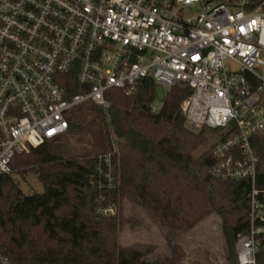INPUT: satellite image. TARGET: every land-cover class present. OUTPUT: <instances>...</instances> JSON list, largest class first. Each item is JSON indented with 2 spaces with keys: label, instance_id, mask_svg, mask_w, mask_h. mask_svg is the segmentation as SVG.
Instances as JSON below:
<instances>
[{
  "label": "built area",
  "instance_id": "1",
  "mask_svg": "<svg viewBox=\"0 0 264 264\" xmlns=\"http://www.w3.org/2000/svg\"><path fill=\"white\" fill-rule=\"evenodd\" d=\"M146 77L156 96L158 86L189 88L181 111L192 130H223L209 172L249 181L250 226L236 250L238 264H255L264 0H0V175L14 156L64 135L72 110L91 102L106 112L110 89L130 94ZM99 160L100 187L110 189V154ZM98 212L114 215L115 204ZM0 264H11L1 251Z\"/></svg>",
  "mask_w": 264,
  "mask_h": 264
},
{
  "label": "trees",
  "instance_id": "2",
  "mask_svg": "<svg viewBox=\"0 0 264 264\" xmlns=\"http://www.w3.org/2000/svg\"><path fill=\"white\" fill-rule=\"evenodd\" d=\"M189 93L187 87H171L154 112L155 82L146 77L130 94L110 89L106 112L91 102L76 108L98 109L106 120L108 149L102 147L103 154H110V189L100 187L107 179L99 167L104 173L107 167L99 154L63 157L52 140L14 156L13 171L21 176L35 173L43 188L24 193L13 171L0 175V251L11 264H181L176 244L169 255L153 259L152 246L117 244L118 231L133 220L123 214L125 200L166 227L167 237L216 213L227 258L238 264L237 237L250 226V183L210 174L213 145L198 152L206 143L204 131L192 130L181 111ZM252 144L259 157L256 185L263 187L264 132ZM111 203L121 205L115 215L96 212ZM257 225L263 230L256 235L255 264H264V221Z\"/></svg>",
  "mask_w": 264,
  "mask_h": 264
},
{
  "label": "rangeland",
  "instance_id": "3",
  "mask_svg": "<svg viewBox=\"0 0 264 264\" xmlns=\"http://www.w3.org/2000/svg\"><path fill=\"white\" fill-rule=\"evenodd\" d=\"M165 92H167V88L157 87V96L152 104L154 112L159 110ZM72 114H75L72 120L74 126L68 128L66 133L54 142L60 154L63 157L102 155L105 151L102 146L107 147L108 136L106 134V120L102 118L100 111L98 109H74L70 112V115ZM202 129L206 143L198 152L212 146L215 140L223 134L222 129L208 127ZM12 176L19 184L22 192L42 191V184L35 173L31 172L26 176H21L14 170ZM114 204L116 214L121 205L119 203ZM107 207L109 205L105 206V208ZM122 210L124 215L132 217L133 220L118 231L117 244L121 247L140 244L152 246L154 252L150 258L153 259L157 255H169L171 246L176 244L181 250V264H231L227 258L221 218L216 213L201 219L190 230L177 231L174 237H167L168 229L154 222L142 208L125 200L122 203ZM96 212L100 213L98 210ZM101 214L105 215L104 212Z\"/></svg>",
  "mask_w": 264,
  "mask_h": 264
}]
</instances>
